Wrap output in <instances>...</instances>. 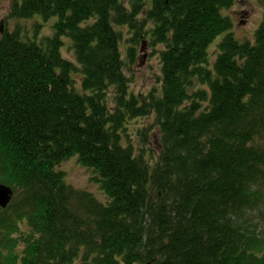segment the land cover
I'll return each mask as SVG.
<instances>
[{"label":"trees","instance_id":"16d2710c","mask_svg":"<svg viewBox=\"0 0 264 264\" xmlns=\"http://www.w3.org/2000/svg\"><path fill=\"white\" fill-rule=\"evenodd\" d=\"M231 3L10 0L4 21H35L0 33V264H264V15L241 40ZM143 39L161 72L136 93Z\"/></svg>","mask_w":264,"mask_h":264},{"label":"rangeland","instance_id":"374dc122","mask_svg":"<svg viewBox=\"0 0 264 264\" xmlns=\"http://www.w3.org/2000/svg\"><path fill=\"white\" fill-rule=\"evenodd\" d=\"M10 0H0V20H3L2 27L13 28L15 23L19 21L25 29L31 28L34 24V18L19 19L18 21L13 18H7L4 21L9 10ZM222 14L231 21V31L241 40L245 38L253 39L256 28L259 26L262 17L264 15V1L263 0H232V3L228 7H223ZM44 25L39 29V35L48 33L50 31V21H43ZM123 33L121 42L122 50L124 53L128 51L131 45V30L129 27H118ZM32 29L29 30L31 33ZM130 31V32H129ZM221 38L218 36L211 44L210 49L213 53L216 49L217 41ZM68 44H71L68 41ZM66 45L63 50L66 57L75 59L73 49L69 45ZM135 62L130 61V68H127L128 76L131 78L130 90L136 93H147L150 89L159 86V75L161 72V63L157 47H152L148 40H141L138 44H135ZM211 51V59L215 58V54ZM79 77L78 74H75ZM80 82V81H79ZM79 88V87H78ZM151 120V118L149 119ZM146 118H136L131 121L129 125L132 126L142 125L149 121ZM62 170H65L66 180L73 186L92 192L99 199L104 200L106 196L101 188L91 179L90 170L80 165L75 157L69 158L63 162L60 166ZM3 183V182H2ZM264 208L261 209V212ZM260 229L264 230V222L260 224Z\"/></svg>","mask_w":264,"mask_h":264},{"label":"water","instance_id":"95a60500","mask_svg":"<svg viewBox=\"0 0 264 264\" xmlns=\"http://www.w3.org/2000/svg\"><path fill=\"white\" fill-rule=\"evenodd\" d=\"M1 32H3L2 22H1ZM14 192L13 189L0 183V206L6 208L13 198Z\"/></svg>","mask_w":264,"mask_h":264},{"label":"bare ground","instance_id":"6f19581e","mask_svg":"<svg viewBox=\"0 0 264 264\" xmlns=\"http://www.w3.org/2000/svg\"><path fill=\"white\" fill-rule=\"evenodd\" d=\"M1 22L3 23V20H0V33H3V32H1ZM3 31H4V29H3Z\"/></svg>","mask_w":264,"mask_h":264}]
</instances>
